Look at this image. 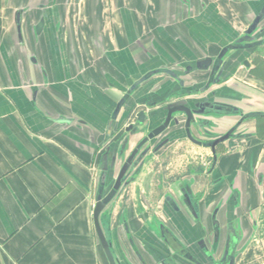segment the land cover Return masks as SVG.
<instances>
[{"label": "crops", "instance_id": "obj_1", "mask_svg": "<svg viewBox=\"0 0 264 264\" xmlns=\"http://www.w3.org/2000/svg\"><path fill=\"white\" fill-rule=\"evenodd\" d=\"M263 3L0 0V264H109L92 213L101 171L107 168V186L122 162L111 168L112 149L106 150L123 132L105 141L115 104L149 71L212 55L234 41ZM259 63L252 74L239 67L232 77L248 84L247 110L264 111ZM170 82L156 74L134 94L166 92ZM236 120L214 119V132L232 129ZM192 169L175 183H188L198 195V218L180 204L181 217L163 198H147L146 162L104 207L99 223L117 264L174 261L172 239L193 253L195 232L207 241L229 221L241 235L237 262L258 252L257 234L264 235V120L240 124L217 147L208 173Z\"/></svg>", "mask_w": 264, "mask_h": 264}, {"label": "flooded vegetation", "instance_id": "obj_2", "mask_svg": "<svg viewBox=\"0 0 264 264\" xmlns=\"http://www.w3.org/2000/svg\"><path fill=\"white\" fill-rule=\"evenodd\" d=\"M245 30L239 37L244 35ZM250 35L255 38L234 44V48L228 49L220 57L222 50L233 44L239 37L220 47L212 55L206 54L178 63L173 67H157L151 70L168 69L174 72V77L166 72L158 71L141 82H147L156 74L165 75L172 80L166 86L168 88L172 85L170 90L166 92H155L140 96V94H134L135 89H137L135 88L128 93L116 119L118 122L121 115L124 116L120 121L121 129L116 131L115 134L120 130H123V132L111 143L113 147L110 148L113 150V155L115 154L116 161L122 160L120 167L131 152L136 150L133 161L125 174L124 181L127 183L132 181L144 162L155 154H166L167 149L175 142L205 150V155L209 158L205 163L207 168L203 167V163L191 166L194 170L200 169L206 174L213 166L217 147L227 140L240 124L250 118L264 120V111L247 110L244 107V104L248 103L249 99L245 93L248 84L245 81H237L232 78L239 67L245 69L246 74H252L259 68V62L261 60L264 62V25H262V22L258 24L255 32ZM190 61H200L199 67L201 68L196 66L198 63L183 65V63ZM214 65H216L215 69ZM186 70L189 71L186 72ZM179 92H186L187 94L177 95ZM180 99H192L189 105L193 111L188 125L190 138L186 135V115L183 112L172 113L167 127L159 134L148 138V134L153 128L165 122L167 112L165 107L172 103H174V107L180 106V104L176 103ZM138 101L143 104H139ZM254 101L258 104L260 102L258 99ZM139 105L145 108L136 111ZM141 111L144 113L143 121L137 123V114ZM228 115L237 117L232 129L219 134L215 133L213 120L217 118L224 119ZM225 136L226 138L221 140ZM133 137H135V142L130 147L129 142ZM215 142L216 144L214 145ZM188 158H190L188 162L191 164L192 156L188 155ZM191 169L187 168L189 172ZM103 174L105 175L106 171H103ZM175 188V192L171 191L172 193L167 192L163 195V201L173 207L180 217L181 213L177 204L185 208L189 215L198 218L195 208L198 195L191 194L188 183L184 181H176ZM206 239L207 237H205L203 232H195L192 237L194 252H190L181 244H176L177 258L174 261L171 258H167L163 261V264H244L243 261L237 262V250L241 242V235L234 229V225L230 221L227 222L222 234L215 230L211 238L207 241ZM233 243L234 247L231 249V253L226 255V249H229Z\"/></svg>", "mask_w": 264, "mask_h": 264}, {"label": "water", "instance_id": "obj_3", "mask_svg": "<svg viewBox=\"0 0 264 264\" xmlns=\"http://www.w3.org/2000/svg\"><path fill=\"white\" fill-rule=\"evenodd\" d=\"M264 19V3L261 4L260 6H257L255 8V13H254V18L251 21L249 27L245 30L244 35L237 38L233 44L225 47L222 52L220 53L219 57L228 49L234 48V44L237 43H241L243 41H250L253 40L255 37L251 36L250 34L255 32V30L257 29V26L259 23H261ZM14 23L16 26V31L18 33V37L19 39H21V35H20V24H21V10H17L15 12L14 15ZM262 30V29H261ZM218 59V58H217ZM216 59V60H217ZM193 63H198L196 66L199 67V63L200 61H190V62H185L183 63V65H187V64H193ZM201 68V67H199ZM216 68V65H214V69ZM213 69V70H214ZM158 71H163L166 72L167 74L171 75V76H175L174 72L168 69H161V70H154V71H149L148 73H146L144 76H142L139 80L135 81L134 83L131 84L130 88L127 90L126 94L123 96L122 99H120L116 104L115 107L113 108L112 114H111V118L108 124V128L106 131V137H105V141L109 140L115 133L116 131H118L119 129H121V120L124 117L123 115H121L120 119L118 120V122L116 121L117 116L120 112L121 106L124 102L125 97L128 95V93L132 92L135 88H137L138 84H140L141 82H143L144 80H146L147 78H149L153 73H156ZM189 70H186V72H188ZM183 94H187L186 92H179L177 93V95H183ZM192 102V99H180L179 101H177V104H180V106L178 107H174V103L172 104H168L165 109H166V119L165 122L161 125H159L158 127H155L151 130V132L148 134V138L153 137L154 135L159 134L164 128L167 127L169 120L171 118V114L174 112H183L186 115V122H185V131H186V135L187 137L190 138V134H189V130H188V125H189V121L190 118L192 117V110L190 109V103ZM143 116L144 113L141 111L137 114V123H141L143 121ZM225 137H223L221 140H223ZM216 144V142L214 143V145ZM111 147H113L112 145H110L108 148H106V150H109ZM136 153V150H133L131 152V154L125 159L124 163L121 165L115 179H113V181L109 182L107 186L106 185V180H105V176L103 174V171H106V167L103 168V170L101 171V176L99 179V185H98V189H97V193H96V199H95V205L93 208V224H94V228L96 231V235L100 241V244L103 248V251L105 253V256L108 260L109 264H117L115 258L113 257V254L110 250V245L104 235V232L100 226L99 223V215L102 212V210L104 209V207L112 200V198L116 195V193L118 192V190L121 188V186L126 185L127 182L124 181L125 179V174L129 168V166L131 165L134 155ZM116 162V157L115 154L113 155V150H112V155H111V159H110V165L111 168L113 167V165ZM173 242H175V244L179 245L174 239H172ZM234 247V243L230 246L229 249H226V255L231 253V249ZM188 252V251H187ZM189 253V252H188Z\"/></svg>", "mask_w": 264, "mask_h": 264}, {"label": "rangeland", "instance_id": "obj_4", "mask_svg": "<svg viewBox=\"0 0 264 264\" xmlns=\"http://www.w3.org/2000/svg\"><path fill=\"white\" fill-rule=\"evenodd\" d=\"M188 155L192 156V159L190 160L191 164L188 162L190 159L188 158ZM208 159L209 158L205 155L204 149L197 148L195 146H189L187 144H177L176 142L167 149L166 154H159L155 158H149L146 161V167L149 169V174L145 176V180L147 182L149 181L150 183L151 194L147 195V198H150V200L153 202H155L157 199L162 202V197L165 193L171 191L175 192V178L178 179L189 172L186 168L187 165H200L202 162L203 167H206L207 164L205 163ZM142 165L140 166L139 171L142 168ZM165 165L166 167L164 168ZM138 173H136L135 176H137ZM171 178L172 180H170ZM257 235V239L259 240L257 245H259V248L256 249L258 252H256L255 255L251 254L249 257H247L243 261L244 264H264V256L262 255V249L260 248L264 245V235ZM210 238L211 237H208V239ZM257 245L253 244L252 247Z\"/></svg>", "mask_w": 264, "mask_h": 264}]
</instances>
